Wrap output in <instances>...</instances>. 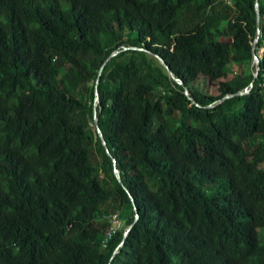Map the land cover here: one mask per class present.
<instances>
[{
  "label": "trees",
  "instance_id": "16d2710c",
  "mask_svg": "<svg viewBox=\"0 0 264 264\" xmlns=\"http://www.w3.org/2000/svg\"><path fill=\"white\" fill-rule=\"evenodd\" d=\"M253 46L264 0H0V264H264Z\"/></svg>",
  "mask_w": 264,
  "mask_h": 264
},
{
  "label": "rangeland",
  "instance_id": "374dc122",
  "mask_svg": "<svg viewBox=\"0 0 264 264\" xmlns=\"http://www.w3.org/2000/svg\"><path fill=\"white\" fill-rule=\"evenodd\" d=\"M232 70H234L235 72H240L242 70V66H238L235 65L233 63H230L229 65ZM245 69H247L248 71H251L253 73H255L257 71V65L254 59H252L250 62H248L245 66ZM231 74L226 73V72H222L221 70H217L214 73V76L210 79V80H203L201 82L198 83L199 87L201 90H203L204 92H210V93H215V89H216V84L218 83V81L221 80H225L228 79L230 77ZM182 118L181 120L185 119L184 114H172L168 117V122L169 124H175L176 123V119L177 118Z\"/></svg>",
  "mask_w": 264,
  "mask_h": 264
},
{
  "label": "water",
  "instance_id": "95a60500",
  "mask_svg": "<svg viewBox=\"0 0 264 264\" xmlns=\"http://www.w3.org/2000/svg\"><path fill=\"white\" fill-rule=\"evenodd\" d=\"M255 7H256V11H257V14H256V25H257V27L259 28V14H258L257 2H255ZM258 32H259V29H257V34H258ZM256 39H257V36H256V38H255V41H256ZM158 57H159V56H158ZM159 58H160V57H159ZM160 60L162 61L161 58H160ZM255 62H256L257 70H258V58H257V57H255ZM101 71H102V66L100 67V69H99V71H98L97 78H96V81H95V92H94V94H95V99H96V100L98 99V94H97V91H96V86H97V82H98L99 75H100ZM167 71H168V74L170 75V77H172V78H174L176 81H179V82H180V80H178L177 78L174 77V75H173V73L171 72V70H170L169 67H167ZM256 73H257V71H256L254 74H256ZM251 84H252V83H250L249 85H251ZM247 90H248V88H245V89H243V90H241V91H239V92H236V93H241V92L243 93V92H246ZM185 92L187 93V95L189 94L187 89L185 90ZM93 120H94V125H95V127H96V131L98 132V135H99L100 138H101L102 144L104 145L106 151H108V148H107V145H106V143H105V141H104L103 135H102L100 129L98 128V123H97V117H96V114H95V110L93 111ZM114 172H115V176H116L117 180L119 181V183H120L121 185H123V183H122V181H121V179H120V176H119V171H118V169H117V168H114ZM129 227H130V225L127 226V227L124 229V231H123V238H124L125 235L127 234L128 230H129ZM121 243H122V241L120 242V244H121Z\"/></svg>",
  "mask_w": 264,
  "mask_h": 264
},
{
  "label": "built area",
  "instance_id": "2783aa9c",
  "mask_svg": "<svg viewBox=\"0 0 264 264\" xmlns=\"http://www.w3.org/2000/svg\"><path fill=\"white\" fill-rule=\"evenodd\" d=\"M226 2L230 3V0H226ZM263 49H264L263 46H258V47L253 46V56L252 57L254 60H255V57L259 59L262 56ZM120 223L121 221L115 215H113L110 218V227L105 233L103 245H105V242H107V239L115 232V230L119 228Z\"/></svg>",
  "mask_w": 264,
  "mask_h": 264
}]
</instances>
